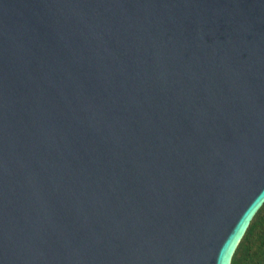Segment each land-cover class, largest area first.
<instances>
[{"label": "water", "instance_id": "water-1", "mask_svg": "<svg viewBox=\"0 0 264 264\" xmlns=\"http://www.w3.org/2000/svg\"><path fill=\"white\" fill-rule=\"evenodd\" d=\"M264 203V0H0V264H231Z\"/></svg>", "mask_w": 264, "mask_h": 264}, {"label": "trees", "instance_id": "trees-1", "mask_svg": "<svg viewBox=\"0 0 264 264\" xmlns=\"http://www.w3.org/2000/svg\"><path fill=\"white\" fill-rule=\"evenodd\" d=\"M231 264H264V203L239 241Z\"/></svg>", "mask_w": 264, "mask_h": 264}]
</instances>
